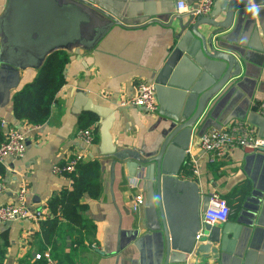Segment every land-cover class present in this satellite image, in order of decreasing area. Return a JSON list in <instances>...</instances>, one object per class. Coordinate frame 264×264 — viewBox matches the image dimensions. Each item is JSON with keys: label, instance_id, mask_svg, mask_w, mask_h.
I'll list each match as a JSON object with an SVG mask.
<instances>
[{"label": "crops", "instance_id": "crops-1", "mask_svg": "<svg viewBox=\"0 0 264 264\" xmlns=\"http://www.w3.org/2000/svg\"><path fill=\"white\" fill-rule=\"evenodd\" d=\"M92 1L119 17L124 25H113L90 49H66L71 56L65 68L67 82L57 93L45 122L29 123L16 117L13 109L15 92L36 76L39 67L0 62V122L5 119L27 133L26 154L0 162V178L6 183V189L0 192V204L15 202L25 184L30 207L42 209L45 217L52 215L46 205L48 198L71 184L66 173L53 170L54 164L68 162L77 152L84 153L85 160L98 157L102 163L101 194L96 198L84 196L89 203L84 213L97 223V231L84 240L79 233L62 231L59 238L66 241L63 251L71 255L72 264H164L165 236L161 217L153 206V193L148 195L143 179L131 176L123 163H117L113 179V157L100 150L102 117L83 103L87 96L115 109L111 131L117 146L154 150L162 139L166 119L122 101L137 93L141 81H154V71L165 61L174 41L173 30L164 23L174 14L187 11L178 8L179 0ZM185 1L190 6L197 3ZM6 3L0 0V14ZM224 35V43L238 56L242 71L212 99L189 151L200 158L195 179L202 191H219L228 197L232 212L228 220L215 223L222 228L220 243H214L218 252H211L205 259L192 255L189 263L264 264V151L235 146L227 157L212 160L199 144L202 132L236 118L253 124L264 136V114L258 110L264 101V2L239 8ZM75 88H81L83 94ZM87 116L97 117L93 124L99 136L90 146L76 134ZM0 130L5 137V126L0 124ZM139 191L144 192L146 200L134 210L133 196ZM41 240L40 222H0V264L35 263Z\"/></svg>", "mask_w": 264, "mask_h": 264}, {"label": "water", "instance_id": "water-1", "mask_svg": "<svg viewBox=\"0 0 264 264\" xmlns=\"http://www.w3.org/2000/svg\"><path fill=\"white\" fill-rule=\"evenodd\" d=\"M263 2L217 0L207 14L187 11L164 23L173 30L174 41L153 75L158 113L166 119L154 150L117 146L111 131L115 109L85 95V108L102 117L100 150L113 157V179L117 163H123L131 176L143 179L144 189L156 199L153 206L165 236L164 264H190L192 255L205 259L218 252L214 243L221 241V226L202 221L211 192L202 191L198 180L184 177L183 171L194 132L209 104L242 71L238 56L224 43V32L239 8ZM115 24L124 25L92 0H7L0 14V62L40 67L53 51L94 47ZM74 91L83 94L81 88Z\"/></svg>", "mask_w": 264, "mask_h": 264}, {"label": "built area", "instance_id": "built-area-1", "mask_svg": "<svg viewBox=\"0 0 264 264\" xmlns=\"http://www.w3.org/2000/svg\"><path fill=\"white\" fill-rule=\"evenodd\" d=\"M214 6V0H197V6L192 7L185 0H179L178 8L183 11H193L195 14H207ZM122 103H130L143 107L149 113L159 112V102L157 98L156 84L153 80H143L138 84L137 93ZM258 110L264 114V101L258 106ZM1 125L5 126V137L0 142V162H4L7 157L20 158L26 154L27 133L26 130L15 124H8L5 119L1 120ZM257 127L244 119H234L222 126L207 129L200 135V148L203 153H209L212 160L227 157L235 146L244 149L264 151V136L257 131ZM77 137L87 145L96 144L97 129L94 124L78 128ZM190 150V148H189ZM188 150L186 163L191 169V175L184 177L193 178L199 174V156ZM84 153L77 152L68 162L54 164L53 170L56 173H69L76 169L77 164L84 160ZM134 186H138L137 183ZM6 189L5 181L0 178V192ZM146 200L143 191H139L133 196L134 210H139ZM210 205L202 213L204 222L215 224L228 220L232 206L228 198L219 191L211 193ZM45 218L42 209H32L28 203V188L22 184L15 202L0 204V222L10 220H32L40 222ZM48 264H59L57 259L50 255V247L46 250ZM36 257H41V252L36 253Z\"/></svg>", "mask_w": 264, "mask_h": 264}, {"label": "trees", "instance_id": "trees-1", "mask_svg": "<svg viewBox=\"0 0 264 264\" xmlns=\"http://www.w3.org/2000/svg\"><path fill=\"white\" fill-rule=\"evenodd\" d=\"M70 60V53L66 49L53 51L45 58L36 76L19 88L13 96L16 117L33 124L43 123L50 117L56 95L67 82L65 68ZM95 120L97 117L87 116L83 127L93 124ZM98 138L97 135L96 141ZM3 139L0 130V142ZM185 166L183 172L191 173L187 163ZM66 174L70 177L71 184L62 186L46 202L52 215L40 221L41 257L33 264H48L46 255L48 247H50V255L56 258L59 264H72L71 255L63 251L66 241L59 238L60 233L62 231L71 235L79 233L84 240L97 231V223L84 213L89 205L84 196L88 194L96 198L101 194V160L98 157L84 159L77 164L74 171Z\"/></svg>", "mask_w": 264, "mask_h": 264}]
</instances>
